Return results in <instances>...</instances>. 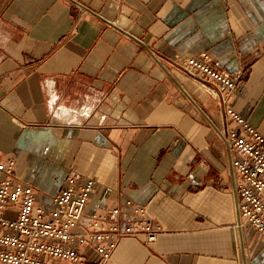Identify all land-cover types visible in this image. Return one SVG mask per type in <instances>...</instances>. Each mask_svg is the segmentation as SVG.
Wrapping results in <instances>:
<instances>
[{"label":"crops","instance_id":"1","mask_svg":"<svg viewBox=\"0 0 264 264\" xmlns=\"http://www.w3.org/2000/svg\"><path fill=\"white\" fill-rule=\"evenodd\" d=\"M204 52L242 73L226 103L264 135V0H0L16 181L51 210L69 175L90 177L88 213L143 207L159 228L106 262L83 245L87 264H264V236L238 225L221 101L178 66Z\"/></svg>","mask_w":264,"mask_h":264},{"label":"built area","instance_id":"2","mask_svg":"<svg viewBox=\"0 0 264 264\" xmlns=\"http://www.w3.org/2000/svg\"><path fill=\"white\" fill-rule=\"evenodd\" d=\"M178 66L214 85L211 93L219 97L225 114L219 133L229 147L237 179L238 225H250L264 236V135L226 103L242 73L215 63L207 52L186 57ZM14 164L12 157L0 155V264H87L83 245L92 247L106 262L123 238L137 237L145 243L157 239L159 228L143 207L117 204L88 213L95 188L90 177L69 175L54 198L55 207L47 210L38 204L33 186L16 181Z\"/></svg>","mask_w":264,"mask_h":264}]
</instances>
